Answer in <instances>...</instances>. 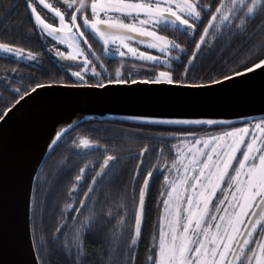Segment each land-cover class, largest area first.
Segmentation results:
<instances>
[{
  "label": "snow or ice",
  "instance_id": "6c2138e0",
  "mask_svg": "<svg viewBox=\"0 0 264 264\" xmlns=\"http://www.w3.org/2000/svg\"><path fill=\"white\" fill-rule=\"evenodd\" d=\"M23 3L35 33L45 40L51 38L46 51L69 78L58 74H49L46 80L29 76L31 83L21 91L13 87L19 70L4 69L0 88L10 91L14 102L0 107V131L21 111L26 97L32 99L33 94L55 86L106 90L109 85L140 83L204 90L235 82L247 88L250 101L264 109V0ZM8 12L9 8H4L0 15V53L17 63L39 65L41 54L26 49L15 39L13 29L24 22L15 24ZM169 29L186 39L164 34ZM90 35L102 42L104 57L120 58L121 66L114 77L89 42ZM225 38L229 47L238 40L248 54L230 66V60L223 59L221 53L210 67L204 68L215 47L213 42ZM128 61L139 62L144 71H125ZM136 68L137 63H132V69ZM131 119L142 122L136 135L158 141V145L150 147L146 143L138 156L122 157L99 140L86 136L78 142L73 139L76 155L103 151V162L91 176V183L85 179L87 165L69 179L66 196L70 202L59 209L51 233L43 229L47 196L37 201L34 190H30L31 195L25 194L28 225L24 232H31L26 249L20 241V193L0 167V264H50L57 249L64 254L65 264H264V115L258 120L245 117L240 126L229 119L214 118L139 115ZM168 125L184 127L159 128L151 134L143 131L145 126ZM71 127L61 124L46 147L57 146ZM122 160L136 163L127 183L121 186L117 206L120 211L113 215L110 207L107 211L98 208L102 200L110 199L101 185L110 174L118 175L113 169ZM156 173L163 177V191L155 199L159 215L153 223L148 201ZM56 183L54 177L49 182V193ZM38 207L39 242L35 238ZM113 220L115 226L110 230ZM68 228L70 235L65 234ZM146 228L152 229L151 239L144 244L141 258ZM89 237L100 242L99 250L89 249ZM93 256L95 261L91 260Z\"/></svg>",
  "mask_w": 264,
  "mask_h": 264
},
{
  "label": "water",
  "instance_id": "95a60500",
  "mask_svg": "<svg viewBox=\"0 0 264 264\" xmlns=\"http://www.w3.org/2000/svg\"><path fill=\"white\" fill-rule=\"evenodd\" d=\"M249 97L250 91L235 82L204 90L140 83L109 85L106 90L55 86L33 94L32 99L26 97L21 111L0 131V167L20 193L18 222L23 248L31 239V232H24L28 225L24 197L33 194L30 190L35 189L42 164L53 149L46 144L61 124H71L70 131L94 118L142 123L131 119L139 115L229 119L237 124L245 117L264 115V109Z\"/></svg>",
  "mask_w": 264,
  "mask_h": 264
},
{
  "label": "trees",
  "instance_id": "16d2710c",
  "mask_svg": "<svg viewBox=\"0 0 264 264\" xmlns=\"http://www.w3.org/2000/svg\"><path fill=\"white\" fill-rule=\"evenodd\" d=\"M204 2H206V0H204ZM4 8H9L8 14L10 17L14 18L13 22L15 24H20L21 21L24 22L22 27L13 29L15 33V39L26 49L40 53L42 56V62L39 65H29V62L21 61L17 63L15 60L4 59V56L0 55V80L4 79V69L11 70L12 68H17L19 70V74L17 75L16 83L13 84V87L21 88V91H23V86L31 83V81L28 79L29 76L42 80H46L49 74L65 76V71H62L57 67L55 63L56 59H53L52 56H50V54L46 51V46L48 44L46 43L45 39L35 33L31 19L28 17L25 10L23 0H0V15H3ZM249 27H251V24ZM164 34L173 35L180 40L186 39L183 34L174 32L171 29H169L168 32ZM213 44L215 47L210 54L211 58L206 64L203 65L204 68L210 67L213 60H217L221 56V53L223 55V59L230 60V66L236 65L248 54L247 50L240 44L238 40L232 41L230 47L227 38L224 40L218 39L217 41H214ZM104 64L108 72L111 73L113 77L115 76V70L121 66L118 58L105 57ZM174 67L176 66L174 65ZM73 70L76 69L73 68ZM124 70H132V64L126 63ZM140 70L141 68L137 67L132 71L136 72ZM177 71H182V68H177ZM194 75H197V78H199L198 73H194ZM65 78L68 79L69 77L65 76ZM205 78L207 77L205 76ZM11 102H14L11 92L0 88V107H2L4 103ZM141 124L142 123L121 120L117 118H94L85 120L66 133L58 145L52 149V151L44 160L36 181L37 187L38 184H40V181L41 183L44 182L42 186L45 189V194L47 192L48 201H50L49 208L45 213L43 221V229L46 233L53 232V221L55 218V213H57L59 199L61 197L65 199L67 198L66 192L68 188V182L69 179L72 178L71 173L73 171L72 168H69L70 164L68 166L67 164H77L78 168H80L82 165L81 163L86 162L88 166V182L91 183V176L95 174V171L97 170L99 164L103 160V156L105 155L103 151H96L87 155H76L73 152L74 146L72 145V140H78V138L86 136L89 140H99L101 144L106 145L108 148L115 149L122 157H127L129 154L138 156V153L146 143L149 144L150 147L156 146L159 143L158 141H150L135 134L140 130ZM236 125L240 126V123H237ZM159 128L176 129L181 127L152 126L149 128L148 126H145L143 131L146 134H151L154 130ZM104 129H108L109 131L105 132ZM170 143H174V141ZM73 156H77V159H73ZM152 162L154 163L155 160ZM135 163V160H122L121 163L118 164L115 169H113V173H118V175L114 177L110 174L104 179L101 187L105 189L104 195L109 196L110 199H108L107 202L102 200V203L98 206V208L104 207L105 211H107V209L110 207L113 211V215H116V213L120 211L117 206L122 195L121 186L122 184L127 183V177L133 169ZM144 166L145 168L148 167L147 161L145 162ZM58 169H60L59 172L57 171ZM54 177L57 180L56 188L51 193H49V182L52 181ZM109 182H113L111 186H109ZM162 184L163 177L159 173H156L155 179L152 182L151 197L148 201L149 216L151 222L153 223L156 221L159 215L156 209L155 199L158 198L159 193L163 191V188L161 187ZM114 226L115 220H113L112 225H109L108 227L111 230V228ZM151 232V228H146L144 243L140 245L141 258L144 256V244L150 242ZM70 233L71 230H68L65 234L70 235ZM40 234L41 226L39 223H37L35 236L37 242H39ZM88 247L93 251H97L99 250L100 242L95 237H89ZM91 260L95 261L96 257H91ZM50 264H65L64 254L57 249L50 257Z\"/></svg>",
  "mask_w": 264,
  "mask_h": 264
},
{
  "label": "flooded vegetation",
  "instance_id": "af4514ba",
  "mask_svg": "<svg viewBox=\"0 0 264 264\" xmlns=\"http://www.w3.org/2000/svg\"><path fill=\"white\" fill-rule=\"evenodd\" d=\"M49 2H55V0H49ZM45 11H47V10H45ZM49 15H51V14H49ZM51 38H49V40H50ZM49 40L48 41H46V43L48 44L47 46H50V43H49ZM89 42L93 45V48L95 49V51H96V54L97 55H100L101 56V58L104 60V56H103V44H102V42H100V41H98L97 39H95L94 37H92L91 35L89 36ZM46 46V47H47ZM100 53V54H99ZM50 56H52V58L53 59H56L53 55H51L50 54ZM117 58V57H116ZM83 138V137H82ZM79 139L80 138H78V140H77V142L79 141ZM73 152L74 153H76L77 152V149H73ZM94 152H96V151H92V152H88V154L90 153H94ZM73 159H77V156H73ZM103 162V160L101 161V163ZM68 163V162H67ZM66 163V164H67ZM100 163V164H101ZM70 164V165H69ZM82 165H81V167H84L85 165H87V163L86 162H84V163H81ZM100 164H99V166H100ZM69 165V168H72L73 169V171H72V173H71V175H72V178L75 176V174H77V172H78V166H77V164L76 165H72L71 163H68L67 164V166ZM99 166H98V168H97V170L96 171H98L99 170ZM85 179L87 180V182H88V166H87V168H86V173H85ZM44 183V182H43ZM43 183H41V181H40V184H38V187H37V185H36V189H35V192H34V195H35V197H36V199H37V201H42V200H44L45 199V197L47 196V192H46V194H45V189L43 188ZM89 183V182H88ZM83 186V185H82ZM84 187V190L86 191L87 190V188H86V186H83ZM79 196L80 197H82L83 196V192H80L79 193ZM65 197V196H64ZM67 197V196H66ZM65 202H70L67 198L65 199V198H63V197H61L60 199H59V201H58V203H59V205L57 206L58 208H57V213H55V218L56 217H59V215H60V211H59V209H62L63 208V205H64V203ZM50 203V201H48V197H47V207L44 209V213H43V221H44V217H45V213H46V211L48 210V208H49V204ZM74 215V214H73ZM55 218H54V221H53V224H55V222H56V220H55ZM37 223H39V225L41 226V223H40V209H39V207L37 208ZM69 224H71V221H69ZM68 230H71V228H68V229H66L65 230V233L68 231ZM53 231H54V229H53Z\"/></svg>",
  "mask_w": 264,
  "mask_h": 264
},
{
  "label": "rangeland",
  "instance_id": "374dc122",
  "mask_svg": "<svg viewBox=\"0 0 264 264\" xmlns=\"http://www.w3.org/2000/svg\"><path fill=\"white\" fill-rule=\"evenodd\" d=\"M48 40H49V38H48ZM48 40H46V41H48ZM50 41V40H49ZM62 48H63V46H62ZM141 50L143 51V50H145V48H144V46H141ZM150 51H152V54H154V55H156L157 54V52L156 51H154V50H150ZM0 55H3L4 56V54L3 53H0ZM118 59H119V61H120V58L119 57H117ZM25 62H27V61H25ZM127 63H129V64H132V63H137V67H139V62H134V61H128ZM77 70V69H76ZM133 70V69H132ZM166 70V69H165ZM140 71H144L143 69H141Z\"/></svg>",
  "mask_w": 264,
  "mask_h": 264
}]
</instances>
